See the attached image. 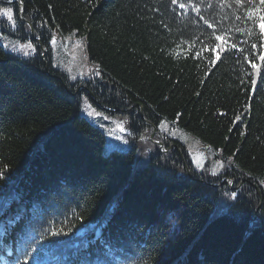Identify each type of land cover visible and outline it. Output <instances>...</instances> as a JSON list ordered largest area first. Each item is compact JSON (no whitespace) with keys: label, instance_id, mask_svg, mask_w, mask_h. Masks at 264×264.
<instances>
[{"label":"trees","instance_id":"obj_1","mask_svg":"<svg viewBox=\"0 0 264 264\" xmlns=\"http://www.w3.org/2000/svg\"><path fill=\"white\" fill-rule=\"evenodd\" d=\"M10 1L0 5L38 51L0 43V264H264V34L245 8ZM56 29L76 34L101 77L73 83L54 67ZM83 95L129 118L134 148L104 152ZM166 120L216 149L225 171L197 170L160 132ZM145 136L163 151L135 169Z\"/></svg>","mask_w":264,"mask_h":264},{"label":"rangeland","instance_id":"obj_2","mask_svg":"<svg viewBox=\"0 0 264 264\" xmlns=\"http://www.w3.org/2000/svg\"><path fill=\"white\" fill-rule=\"evenodd\" d=\"M6 8L12 9L14 20L10 22L6 17L0 16V43L7 52L21 58H29L37 54L35 43L31 39H24L23 33L17 32L18 22L14 7L0 5V9ZM27 45H31V47H27ZM51 47L54 67L65 72L71 82L75 83L95 76L101 77L99 65L90 62L85 46L76 34H65L58 29L53 30ZM25 52L28 54L25 55ZM93 100L89 96L83 95L80 114L106 134L107 141L104 152L109 153L114 149L127 151L134 148L137 140L130 133L129 118L98 107ZM160 132L179 140L186 146L197 170L201 171L205 166H209L208 172L212 174H220L225 171L226 163L218 156L216 149L198 137L178 126H173L167 120L161 123ZM153 136L141 137L135 169L144 167L149 162L152 153L159 147L163 151L162 144Z\"/></svg>","mask_w":264,"mask_h":264},{"label":"snow or ice","instance_id":"obj_3","mask_svg":"<svg viewBox=\"0 0 264 264\" xmlns=\"http://www.w3.org/2000/svg\"><path fill=\"white\" fill-rule=\"evenodd\" d=\"M178 0H172L173 4H177ZM234 2L239 5L240 7H244L246 11V18L250 21H252L254 27L259 28L261 34H264V8H261V5H264V0H234ZM179 6L181 8L185 7L183 3H180ZM0 16L6 17L10 22L14 20L13 12L11 8L6 9H0ZM212 25H209L211 27ZM215 39L219 41L215 45V48L212 49L213 51H216V49H219L220 52H223L225 50V47L228 45V38L222 35H216ZM264 46V45H262ZM27 47H31V45H27ZM231 47L237 48V45L233 42L231 44ZM253 49L257 47L256 44H253L251 46ZM240 51H243V49H238ZM28 53L25 52V55ZM217 59H219V52H217ZM245 59H248V56H245ZM259 59L264 61V54H262ZM251 66L253 68H257V64L253 63L252 61H249Z\"/></svg>","mask_w":264,"mask_h":264},{"label":"water","instance_id":"obj_4","mask_svg":"<svg viewBox=\"0 0 264 264\" xmlns=\"http://www.w3.org/2000/svg\"><path fill=\"white\" fill-rule=\"evenodd\" d=\"M15 2H17V0H12V1H10V3H15ZM23 12V11H22ZM108 110H111V109H109V108H107ZM189 174L191 175V172H189ZM229 180L228 179H224L223 181H222V184L223 183H225V182H228ZM217 186V185H216Z\"/></svg>","mask_w":264,"mask_h":264}]
</instances>
